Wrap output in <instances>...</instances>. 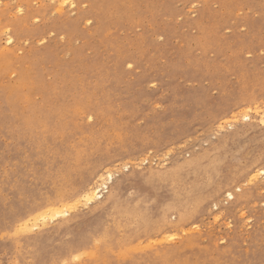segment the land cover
<instances>
[{
  "label": "rangeland",
  "instance_id": "374dc122",
  "mask_svg": "<svg viewBox=\"0 0 264 264\" xmlns=\"http://www.w3.org/2000/svg\"><path fill=\"white\" fill-rule=\"evenodd\" d=\"M247 102L264 0H0V264H264ZM104 165L113 199L68 203Z\"/></svg>",
  "mask_w": 264,
  "mask_h": 264
},
{
  "label": "bare ground",
  "instance_id": "6f19581e",
  "mask_svg": "<svg viewBox=\"0 0 264 264\" xmlns=\"http://www.w3.org/2000/svg\"><path fill=\"white\" fill-rule=\"evenodd\" d=\"M21 9H18V12H20ZM8 39H11V37H8ZM8 42V41H7ZM257 104V103H256ZM253 103H250V102H247L245 103L243 106H244V109L243 110H240V112H238L237 114H234V115H230L231 119H237L240 120V122H246L249 124L251 119L253 117H258L257 120L259 119V124L260 125H264V109L263 110H260V111H252V108H253ZM259 107L261 106L259 103H258ZM263 106V105H262ZM238 107H242V106H238ZM264 107V106H263ZM255 109L258 108V106H255L254 107ZM259 109V108H258ZM225 118V117H224ZM220 118H218L217 120H219ZM223 119V118H222ZM220 121V120H219ZM216 122V125H217V128L219 126H221L222 124H220V122ZM224 121V120H223ZM222 121V122H223ZM230 122V121H228ZM234 122V121H233ZM237 122V121H235ZM224 123V122H223ZM232 123V122H230ZM219 124V125H218ZM225 125V124H224ZM232 126H234V124H232ZM232 126L228 123V127L232 130ZM213 128V127H212ZM224 128V126H223ZM227 129V127L225 128ZM223 131V130H222ZM220 132V131H219ZM226 138V137H225ZM195 157V156H194ZM200 157V156H199ZM195 159V158H194ZM197 159V157H196ZM196 161V160H195ZM189 162V161H188ZM181 167V166H180ZM109 168V169H108ZM128 167L126 165L123 166V169H127ZM100 169H104L102 171V173H98L100 172L99 169L98 170H93L90 175L86 178V180L84 181V184L76 191V193L70 197V201L68 203H72V202H83L84 205H91L99 200H102L103 198H110V199H113V190H114V186L112 184H114V180H115V172L113 170H110V167H107V165H104L103 167H101ZM181 169V168H180ZM258 172V176H262L264 177V167L261 166V168H259L258 170H256ZM255 171V172H256ZM253 172V171H252ZM252 174V173H251ZM252 179H255V177H253ZM250 179V180H252ZM239 184V183H238ZM241 188L239 185H236L234 188H231V189H227L226 191H224V197L225 199L229 200V201H234L238 196L239 194L237 192H241L240 191ZM105 194V196H104ZM67 203V204H68ZM64 204V203H62ZM61 204V205H62ZM60 205V207H62ZM59 206V205H58ZM65 206V205H64ZM51 207V206H50ZM57 206H55V210H57L56 208ZM68 207V206H66ZM64 207V208H66ZM71 207V205H70ZM72 207H74L72 205ZM87 207V206H86ZM216 208V203H215V206ZM76 208V206H75ZM214 208V209H215ZM47 209V208H45ZM53 210V209H51ZM44 211V210H43ZM42 211V212H43ZM46 211V210H45ZM44 211V212H45ZM63 211V209L61 210ZM72 211V210H71ZM43 212V213H44ZM69 211L66 210V211H63V212H58V211H52V214L54 213V217H63V216H66L68 215ZM36 214V213H35ZM38 215V214H36ZM47 215V214H46ZM42 216L41 215H38V217ZM45 215H43L44 217ZM32 218V216H31ZM30 218V219H31ZM33 218L34 215H33ZM44 218H48L47 216L44 217ZM52 219V218H51ZM28 220V219H27ZM31 221V220H30ZM37 221V220H36ZM42 221V220H40ZM48 221V220H47ZM51 221V220H50ZM25 222V221H24ZM27 222H25L26 224ZM29 223V221H28ZM34 221L30 224V226H36V224H33ZM36 223V222H35ZM38 223V222H37ZM49 223V222H48ZM40 224V223H38ZM24 225V224H23ZM41 225V224H40ZM45 225V224H44ZM38 226V225H37ZM25 228V226H23ZM23 228V229H24ZM32 228V227H31ZM26 229H30L28 228V226L26 225V228H25V231ZM17 232V231H16ZM164 238V237H162ZM151 240V239H150ZM150 242V241H149ZM76 257V256H75Z\"/></svg>",
  "mask_w": 264,
  "mask_h": 264
},
{
  "label": "snow or ice",
  "instance_id": "6c2138e0",
  "mask_svg": "<svg viewBox=\"0 0 264 264\" xmlns=\"http://www.w3.org/2000/svg\"><path fill=\"white\" fill-rule=\"evenodd\" d=\"M194 6H195V5H194ZM85 7H86V5H85ZM92 23H93L92 20H88V24H89V25H91ZM8 43L11 44V43H12V40H11V39H8ZM128 67L131 68L132 65L129 64ZM88 119L91 120V117H88Z\"/></svg>",
  "mask_w": 264,
  "mask_h": 264
}]
</instances>
